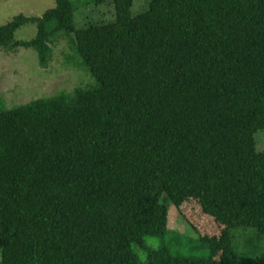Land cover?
Returning <instances> with one entry per match:
<instances>
[{
  "label": "trees",
  "instance_id": "1",
  "mask_svg": "<svg viewBox=\"0 0 264 264\" xmlns=\"http://www.w3.org/2000/svg\"><path fill=\"white\" fill-rule=\"evenodd\" d=\"M135 1L81 28L70 0L0 27L42 64L65 32L98 82L0 113V264H264L232 234L264 236V0ZM164 197L221 228L199 236L210 258L147 247L169 231Z\"/></svg>",
  "mask_w": 264,
  "mask_h": 264
},
{
  "label": "rangeland",
  "instance_id": "2",
  "mask_svg": "<svg viewBox=\"0 0 264 264\" xmlns=\"http://www.w3.org/2000/svg\"><path fill=\"white\" fill-rule=\"evenodd\" d=\"M76 7L75 22L81 28L89 22L108 20L114 14L113 0H70ZM135 1L133 15L139 11ZM56 7V0H0V27L12 22L17 16L42 17ZM36 24L29 23L15 33V41H32L37 36ZM50 52L44 64L36 48L0 47V113L26 105L39 99L59 95H74L78 91H90L98 87L90 69L77 53L73 39L65 32L48 40ZM258 151L264 150V130L256 134ZM162 202L168 208V233L163 240L146 239L149 249L166 247L174 255L188 259H208L211 251L199 236H219L221 228L202 213L196 203L176 208L167 197ZM198 231V232H197ZM237 252L263 254L264 236L254 229L239 228L232 231ZM144 260L146 253H138ZM0 250V262H1Z\"/></svg>",
  "mask_w": 264,
  "mask_h": 264
}]
</instances>
